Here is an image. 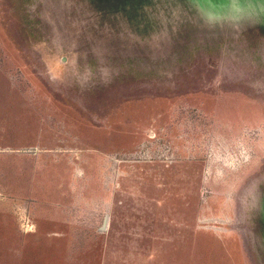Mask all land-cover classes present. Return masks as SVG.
Here are the masks:
<instances>
[{"label":"rangeland","instance_id":"1","mask_svg":"<svg viewBox=\"0 0 264 264\" xmlns=\"http://www.w3.org/2000/svg\"><path fill=\"white\" fill-rule=\"evenodd\" d=\"M0 264H264V0H0Z\"/></svg>","mask_w":264,"mask_h":264},{"label":"snow or ice","instance_id":"2","mask_svg":"<svg viewBox=\"0 0 264 264\" xmlns=\"http://www.w3.org/2000/svg\"><path fill=\"white\" fill-rule=\"evenodd\" d=\"M238 3L242 2V0H237Z\"/></svg>","mask_w":264,"mask_h":264}]
</instances>
